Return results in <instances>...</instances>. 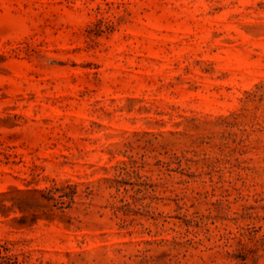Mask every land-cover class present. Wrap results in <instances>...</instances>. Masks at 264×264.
Returning a JSON list of instances; mask_svg holds the SVG:
<instances>
[{
	"label": "rangeland",
	"instance_id": "obj_1",
	"mask_svg": "<svg viewBox=\"0 0 264 264\" xmlns=\"http://www.w3.org/2000/svg\"><path fill=\"white\" fill-rule=\"evenodd\" d=\"M0 264H264V0H0Z\"/></svg>",
	"mask_w": 264,
	"mask_h": 264
}]
</instances>
